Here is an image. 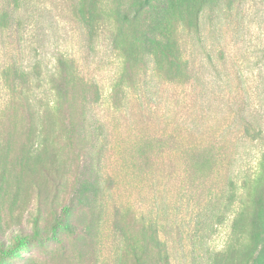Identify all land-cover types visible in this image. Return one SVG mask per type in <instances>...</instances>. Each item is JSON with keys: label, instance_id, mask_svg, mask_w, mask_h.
<instances>
[{"label": "rangeland", "instance_id": "374dc122", "mask_svg": "<svg viewBox=\"0 0 264 264\" xmlns=\"http://www.w3.org/2000/svg\"><path fill=\"white\" fill-rule=\"evenodd\" d=\"M97 1L0 0V264H264V0Z\"/></svg>", "mask_w": 264, "mask_h": 264}, {"label": "trees", "instance_id": "16d2710c", "mask_svg": "<svg viewBox=\"0 0 264 264\" xmlns=\"http://www.w3.org/2000/svg\"><path fill=\"white\" fill-rule=\"evenodd\" d=\"M95 10L100 15L101 20L103 24L108 27L111 24V12L109 9L105 8V1L104 0H98L97 3H95ZM200 23V22H199ZM197 24L194 29V34H196L199 38H201V28L200 24ZM205 48H203V55L205 54ZM205 57L208 58V53L205 54ZM67 59L66 58H58V66L56 69H51L49 72V81L50 84V96L48 97L47 101L44 103L43 107H45V111L49 113H54L56 110H58V105L61 101L64 99L65 95V89H64V81L65 79L70 76L69 67L66 64ZM184 67L187 72V68L189 67L187 64V61L184 60ZM183 67V69H184ZM188 74V72H187ZM122 76L120 77V80L115 83L116 86L123 85L124 80L126 79L125 73L122 72ZM128 80V79H126ZM200 87V97L202 96V99L207 100V97L205 94L208 92V89L206 85H199ZM204 100V104L205 101ZM260 113H262V110H260ZM244 112V111H243ZM264 113V112H263ZM204 120L199 121L200 123L204 124ZM241 121L243 124H245V127L242 130H236L239 134L238 139L240 140L243 137L250 136L256 137L257 142L264 144V114H258V116H253L249 114L248 112H244V116H241ZM196 125V123H195ZM197 131V132H196ZM199 130L195 129L193 130V134H199ZM227 135H229V131H226ZM264 145L262 146L261 150L258 151L260 154L258 157H256V162L254 164V167L252 168L251 172L246 174V176H243L242 178L237 177L238 179L242 180L240 188L245 189L246 192L250 195V201L252 208L256 205L257 201H259L261 189L264 187ZM207 154L209 153V150H203ZM257 156V155H256Z\"/></svg>", "mask_w": 264, "mask_h": 264}]
</instances>
